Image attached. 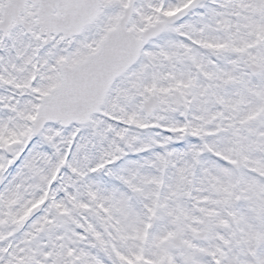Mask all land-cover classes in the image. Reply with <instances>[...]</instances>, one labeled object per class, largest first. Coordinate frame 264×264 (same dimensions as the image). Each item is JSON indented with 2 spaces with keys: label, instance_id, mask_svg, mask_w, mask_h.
Returning a JSON list of instances; mask_svg holds the SVG:
<instances>
[{
  "label": "snow or ice",
  "instance_id": "obj_1",
  "mask_svg": "<svg viewBox=\"0 0 264 264\" xmlns=\"http://www.w3.org/2000/svg\"><path fill=\"white\" fill-rule=\"evenodd\" d=\"M0 264H264V0H0Z\"/></svg>",
  "mask_w": 264,
  "mask_h": 264
}]
</instances>
